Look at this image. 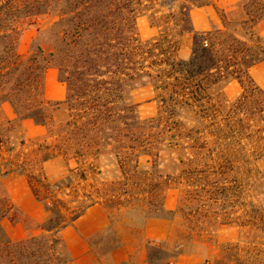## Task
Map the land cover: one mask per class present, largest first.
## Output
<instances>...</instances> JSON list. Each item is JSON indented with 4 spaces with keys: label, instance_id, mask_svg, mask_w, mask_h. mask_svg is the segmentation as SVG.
<instances>
[{
    "label": "rangeland",
    "instance_id": "1",
    "mask_svg": "<svg viewBox=\"0 0 264 264\" xmlns=\"http://www.w3.org/2000/svg\"><path fill=\"white\" fill-rule=\"evenodd\" d=\"M207 1L154 0L152 6L157 16L171 15L178 20L183 4ZM244 1L226 10L232 26L242 33L239 21ZM147 10L141 8L136 18L142 41L158 34ZM54 21L51 14L38 18L23 28L18 42V52L25 59L40 48L48 69H56L48 54L61 44ZM263 27L264 18L254 28L261 37ZM191 48L192 36L185 33L179 59H188ZM254 81L264 89V76ZM45 82L44 76V92ZM241 93L236 81H226L214 97L220 113L206 118L184 113L176 118L180 128L164 116L151 133L140 130L143 136H151L156 148L142 153L145 138L140 136L132 145L137 156L130 159L132 152L127 150L129 161L122 165L115 156L117 151L109 149L96 159L56 157L40 166L33 159L36 154H47L38 150L50 143L47 128L29 119L21 121L5 92L0 94V199L8 201L16 215L14 221H3L0 239L5 235L19 241L44 234L41 225L47 214L28 185L42 175L53 196L69 207L80 202L105 215L104 227L87 238L88 264L119 261L113 253L122 245L131 252V264H140L141 258L142 264H264V158L255 155L256 122L244 120L237 111ZM132 101L138 105L139 123L158 116L159 103L151 86L133 91ZM53 118L56 125L63 123L65 108L54 111ZM169 126L173 127L170 132ZM18 166L24 174L18 172Z\"/></svg>",
    "mask_w": 264,
    "mask_h": 264
},
{
    "label": "trees",
    "instance_id": "2",
    "mask_svg": "<svg viewBox=\"0 0 264 264\" xmlns=\"http://www.w3.org/2000/svg\"><path fill=\"white\" fill-rule=\"evenodd\" d=\"M153 1L0 0V94L5 92L6 101L21 121L29 119L47 128L46 141L50 143L38 149L47 154H36V165L56 157L96 159L109 149L117 151L115 156L122 165L129 161L127 150L132 152L130 159L137 156L132 145L140 136L145 138V146L140 145L142 153L156 148L151 136H143L140 130L151 133L160 127L164 116L180 128L176 118L184 113L195 118L220 113L215 93L229 80L242 89L237 111L244 120L256 122L255 155L259 160L264 158V89L251 76V70L264 61V39L254 30L264 18V0L241 3L239 28L243 33L232 26L218 0L183 4L178 20L171 15L164 19L157 16ZM204 6L219 11L220 28L194 30L190 12ZM141 8L148 9L151 26L158 29L157 36L148 41H142L137 32L136 18ZM48 14L56 17L53 28L59 29L61 41L48 54L59 81L66 86L65 99L60 102L44 96L49 62L41 59L43 51L38 48V53L26 59L18 52L23 28ZM185 33L192 36V48L188 59L182 60L178 53ZM145 86L153 88L159 112L156 118L139 123L132 92ZM61 106L67 118L56 125L53 113ZM168 128V132L173 129ZM22 169L20 166V174H24ZM28 185L47 214L41 225L44 234L19 241L4 235L0 239V264H68L71 258L61 231L91 205L79 202L69 207L53 196L42 175ZM12 212L10 203L0 199V232L4 220H15Z\"/></svg>",
    "mask_w": 264,
    "mask_h": 264
},
{
    "label": "crops",
    "instance_id": "3",
    "mask_svg": "<svg viewBox=\"0 0 264 264\" xmlns=\"http://www.w3.org/2000/svg\"><path fill=\"white\" fill-rule=\"evenodd\" d=\"M240 2L241 0H218V6L230 11L237 7ZM190 17L194 30L198 32L210 31L221 27V19L217 9L213 6L193 8L190 12ZM261 35L264 37V27ZM251 76L257 81H259L261 76H264V61L251 70ZM45 77V98L48 101H63L66 96V88L59 82L57 70L49 68ZM36 128L41 130L40 128L42 127ZM104 217L105 215L99 208L91 206L74 222L73 226L66 227L61 231V236L71 258L68 264H88L90 252L87 238L95 235L104 227ZM75 250L76 253L74 254ZM113 255L121 258L113 264H131V252L127 246L122 245ZM142 260L141 258L140 264H142Z\"/></svg>",
    "mask_w": 264,
    "mask_h": 264
}]
</instances>
